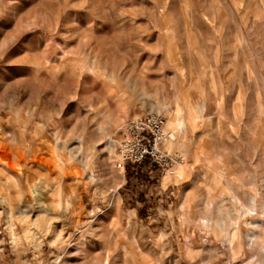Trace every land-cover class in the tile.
<instances>
[{
    "label": "rangeland",
    "instance_id": "374dc122",
    "mask_svg": "<svg viewBox=\"0 0 264 264\" xmlns=\"http://www.w3.org/2000/svg\"><path fill=\"white\" fill-rule=\"evenodd\" d=\"M0 264H264V0H0Z\"/></svg>",
    "mask_w": 264,
    "mask_h": 264
},
{
    "label": "built area",
    "instance_id": "2783aa9c",
    "mask_svg": "<svg viewBox=\"0 0 264 264\" xmlns=\"http://www.w3.org/2000/svg\"><path fill=\"white\" fill-rule=\"evenodd\" d=\"M172 141L174 136L167 130L165 117L146 112L127 121L121 128L115 167L123 172L154 169L161 177L174 175L183 157L168 150L167 145Z\"/></svg>",
    "mask_w": 264,
    "mask_h": 264
},
{
    "label": "bare ground",
    "instance_id": "6f19581e",
    "mask_svg": "<svg viewBox=\"0 0 264 264\" xmlns=\"http://www.w3.org/2000/svg\"><path fill=\"white\" fill-rule=\"evenodd\" d=\"M177 122H178V128H177L178 132H179V133L184 132V130H185V125H184L183 120H179V119H178ZM174 141H175V137H174ZM174 141H172V142H174ZM172 142H170V143H172Z\"/></svg>",
    "mask_w": 264,
    "mask_h": 264
}]
</instances>
